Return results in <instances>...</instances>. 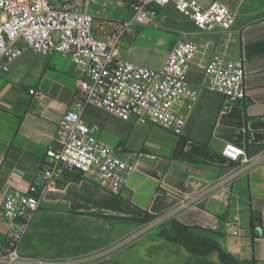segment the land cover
Segmentation results:
<instances>
[{"label": "crops", "instance_id": "crops-1", "mask_svg": "<svg viewBox=\"0 0 264 264\" xmlns=\"http://www.w3.org/2000/svg\"><path fill=\"white\" fill-rule=\"evenodd\" d=\"M244 1L240 13L232 8L240 29L230 37L229 52L243 62L247 100L225 111L224 97L203 89L183 136L140 129L89 108L85 122L99 127L98 137L134 161L136 170L118 195L63 172L45 191L21 243V264H225L218 251L194 254L160 235H173L176 224L218 243L236 264H264V0ZM99 2L90 7L93 13ZM227 38H215L207 61ZM121 51L123 59L153 69H161L168 56L154 59L142 48ZM79 77L69 57L31 51L0 75V212L8 192H27L43 182L46 152L59 144L58 125ZM228 144L244 148L246 161L228 162L222 155ZM125 189L129 198L122 196ZM147 214L153 218L137 222ZM236 215L240 237L227 225ZM5 243L0 220V254Z\"/></svg>", "mask_w": 264, "mask_h": 264}, {"label": "built area", "instance_id": "built-area-1", "mask_svg": "<svg viewBox=\"0 0 264 264\" xmlns=\"http://www.w3.org/2000/svg\"><path fill=\"white\" fill-rule=\"evenodd\" d=\"M97 0H0V75L26 52L69 57L79 69L76 95L57 129L58 146L50 147L42 166V183L27 192L5 195L0 220L6 224L2 264H21L20 246L38 212L45 191L63 172L78 173L111 194H120L136 164L122 157L99 137V127L84 117L93 107L124 122L153 126L183 136L188 114L206 89L224 97V110L247 100L242 60L231 56L232 34L239 30V15L220 1L199 0H111L126 6L131 16L124 21L106 20L95 29L96 15L90 7ZM173 6L199 30H221L228 38L201 66L204 81L190 79L193 64L202 47L182 37L168 53L164 66L153 69L122 58L124 38L146 26L159 9ZM110 26V31L106 30ZM35 94V91H31ZM228 162L246 161L244 148L228 144L222 151ZM227 225L231 235L243 233L236 215Z\"/></svg>", "mask_w": 264, "mask_h": 264}, {"label": "rangeland", "instance_id": "rangeland-1", "mask_svg": "<svg viewBox=\"0 0 264 264\" xmlns=\"http://www.w3.org/2000/svg\"><path fill=\"white\" fill-rule=\"evenodd\" d=\"M200 1L204 2L206 5L208 4L206 0ZM220 1L224 3V0ZM226 1V5L230 8H237L239 13L242 10L241 8L245 5V1L244 4H242L243 0ZM99 4L100 5L95 6V29L99 34H101L100 28L103 27L106 20L120 22L131 16V12L126 6H120L115 1L100 0ZM105 27L107 31H110L109 25ZM223 35L224 33L218 30L214 32L199 30L173 6H169L159 9L148 25L136 28L132 40L125 37L122 47L124 50L131 48L147 49L152 53L154 59H158V57L169 53L178 39L182 37L192 38L201 45L203 53L199 55V58L193 64L190 72V79L197 85H201L205 78L201 66L206 64L210 53L217 47L215 38L223 37ZM100 111L106 113L102 110ZM113 119L117 122L121 121L116 118ZM138 127L140 129L146 128Z\"/></svg>", "mask_w": 264, "mask_h": 264}, {"label": "trees", "instance_id": "trees-1", "mask_svg": "<svg viewBox=\"0 0 264 264\" xmlns=\"http://www.w3.org/2000/svg\"><path fill=\"white\" fill-rule=\"evenodd\" d=\"M151 218H153V216L147 214L143 220H138L137 222L145 223ZM160 235L170 241L184 245L190 252L194 254L208 255L213 251H218L225 264H236L234 259L219 247L218 243L207 240L206 238L192 236L189 228L181 224H176L174 226L173 235L164 231H161Z\"/></svg>", "mask_w": 264, "mask_h": 264}, {"label": "water", "instance_id": "water-1", "mask_svg": "<svg viewBox=\"0 0 264 264\" xmlns=\"http://www.w3.org/2000/svg\"><path fill=\"white\" fill-rule=\"evenodd\" d=\"M130 194H131L130 191L127 190V189H125V190L123 191L122 196L125 197V198H129V197H130Z\"/></svg>", "mask_w": 264, "mask_h": 264}]
</instances>
